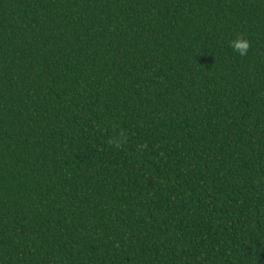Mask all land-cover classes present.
Returning <instances> with one entry per match:
<instances>
[{"label":"trees","instance_id":"obj_1","mask_svg":"<svg viewBox=\"0 0 264 264\" xmlns=\"http://www.w3.org/2000/svg\"><path fill=\"white\" fill-rule=\"evenodd\" d=\"M0 264H264V0H0Z\"/></svg>","mask_w":264,"mask_h":264},{"label":"clouds","instance_id":"obj_2","mask_svg":"<svg viewBox=\"0 0 264 264\" xmlns=\"http://www.w3.org/2000/svg\"><path fill=\"white\" fill-rule=\"evenodd\" d=\"M229 46L241 57L246 56L251 47L250 41L242 36H238L237 38L230 41Z\"/></svg>","mask_w":264,"mask_h":264}]
</instances>
